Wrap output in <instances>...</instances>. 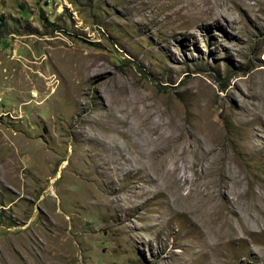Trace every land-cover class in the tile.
I'll use <instances>...</instances> for the list:
<instances>
[{
    "label": "rangeland",
    "instance_id": "1",
    "mask_svg": "<svg viewBox=\"0 0 264 264\" xmlns=\"http://www.w3.org/2000/svg\"><path fill=\"white\" fill-rule=\"evenodd\" d=\"M0 16V264H264V0Z\"/></svg>",
    "mask_w": 264,
    "mask_h": 264
},
{
    "label": "trees",
    "instance_id": "2",
    "mask_svg": "<svg viewBox=\"0 0 264 264\" xmlns=\"http://www.w3.org/2000/svg\"><path fill=\"white\" fill-rule=\"evenodd\" d=\"M2 19V16H0V20Z\"/></svg>",
    "mask_w": 264,
    "mask_h": 264
},
{
    "label": "bare ground",
    "instance_id": "3",
    "mask_svg": "<svg viewBox=\"0 0 264 264\" xmlns=\"http://www.w3.org/2000/svg\"><path fill=\"white\" fill-rule=\"evenodd\" d=\"M155 142H156V141H155ZM157 149H158V148H157ZM157 149H156V150H157ZM224 199H225V198H224ZM217 212H218V211H217ZM214 213H215V212H214Z\"/></svg>",
    "mask_w": 264,
    "mask_h": 264
}]
</instances>
